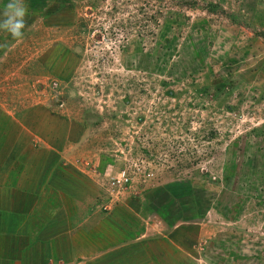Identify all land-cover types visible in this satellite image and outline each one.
<instances>
[{"label":"rangeland","instance_id":"374dc122","mask_svg":"<svg viewBox=\"0 0 264 264\" xmlns=\"http://www.w3.org/2000/svg\"><path fill=\"white\" fill-rule=\"evenodd\" d=\"M34 1L31 10L45 12L43 0ZM55 6L59 16H72L58 38L76 64L69 72L63 59L45 72L31 62L30 78L13 90L81 119L97 157L85 165L103 189L102 207L126 192L155 194L151 223L198 218L206 235L244 237L222 241L226 255L236 251L246 256L244 264H264V90L251 68L264 60V0H58ZM5 18L1 8L0 22ZM15 52L6 56L8 66H24ZM119 168L131 177L125 190L110 185ZM230 175L233 196L213 204L214 197L201 217L196 190L229 185Z\"/></svg>","mask_w":264,"mask_h":264},{"label":"crops","instance_id":"0c3cea01","mask_svg":"<svg viewBox=\"0 0 264 264\" xmlns=\"http://www.w3.org/2000/svg\"><path fill=\"white\" fill-rule=\"evenodd\" d=\"M0 1L3 11L12 2ZM55 1L43 0L46 10L39 14L37 7L31 10L34 0H21L27 7L24 42L13 41L6 30L0 34L5 36L0 38V84L5 86L0 89L4 92L0 93V264H244L246 256L230 250L226 255L221 250L222 241L234 238L237 244L242 236H223L220 232L206 235V224L198 218L151 223L148 213L155 194L133 196L126 192L120 202L108 209L102 207L103 189L85 165L86 161L96 163L97 157L81 119L70 111L49 109L44 100L13 90L17 80L30 78L31 62L45 72L51 63L63 59L69 72L76 64L72 49L64 47L58 38V32L71 27L72 16L69 11L59 16ZM241 12L248 17L247 9ZM28 28L38 36L26 33ZM40 34L54 37L52 43H45L46 37ZM36 39L44 43L34 42ZM15 51L21 53L24 66H8L6 56L15 55ZM251 68L264 90L263 58ZM14 97L22 100L8 101ZM253 172L258 174L256 167ZM230 176L229 185L221 181L215 182L212 192L202 186L196 190L202 194L197 193L194 200L202 210L201 217L214 197L213 204L233 196L237 186H233L235 175ZM161 196L168 198L167 194Z\"/></svg>","mask_w":264,"mask_h":264},{"label":"clouds","instance_id":"9594fccd","mask_svg":"<svg viewBox=\"0 0 264 264\" xmlns=\"http://www.w3.org/2000/svg\"><path fill=\"white\" fill-rule=\"evenodd\" d=\"M27 14V7L21 0H12L8 3L4 11L6 17L0 22V29L6 30L12 38L20 39L23 37L22 29L25 27L24 17Z\"/></svg>","mask_w":264,"mask_h":264},{"label":"built area","instance_id":"2783aa9c","mask_svg":"<svg viewBox=\"0 0 264 264\" xmlns=\"http://www.w3.org/2000/svg\"><path fill=\"white\" fill-rule=\"evenodd\" d=\"M131 177L125 168H119L116 173L111 177L110 185L125 190L130 184Z\"/></svg>","mask_w":264,"mask_h":264}]
</instances>
